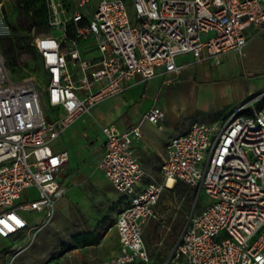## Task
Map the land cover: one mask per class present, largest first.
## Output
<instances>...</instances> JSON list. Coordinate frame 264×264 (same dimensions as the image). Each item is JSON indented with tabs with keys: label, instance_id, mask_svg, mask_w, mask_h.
<instances>
[{
	"label": "built area",
	"instance_id": "1",
	"mask_svg": "<svg viewBox=\"0 0 264 264\" xmlns=\"http://www.w3.org/2000/svg\"><path fill=\"white\" fill-rule=\"evenodd\" d=\"M45 0L55 32L36 40L43 83L14 82L0 51V237L29 228L21 212L52 218L66 192L61 174L69 160L57 141L99 103L130 83L175 74L188 58L220 65L264 32V0ZM132 4V9L130 8ZM89 12V13H86ZM72 32V36H70ZM92 42L89 57L83 44ZM264 92L216 126L192 124L169 139L161 181L148 176L132 149L138 126L102 127L98 164L128 205L119 213V252L100 264H152L144 240L165 191L180 183L204 193L208 205L193 210L164 264H264ZM157 106L145 115L161 127ZM36 196L27 198L25 192Z\"/></svg>",
	"mask_w": 264,
	"mask_h": 264
},
{
	"label": "rangeland",
	"instance_id": "2",
	"mask_svg": "<svg viewBox=\"0 0 264 264\" xmlns=\"http://www.w3.org/2000/svg\"><path fill=\"white\" fill-rule=\"evenodd\" d=\"M69 13L75 9L74 0H62ZM132 9V4H130ZM86 13H89L86 11ZM36 15L38 24L32 17ZM44 16L42 0H0V51L14 48L17 64L6 66L14 82L30 80L42 84L44 72L36 52V40L42 35H52L53 30L41 24ZM40 22V23H39ZM244 52L230 53L221 67L212 68L211 82L237 81L245 92L240 100L207 87L202 77L197 81L199 89H193L189 77L183 73L177 79L166 76L156 88L157 101L165 112L164 126L168 128L178 113L181 119L171 133L178 135L194 122L216 126L232 111H237L246 100L255 98L264 91V32L254 36ZM247 44V45H248ZM247 45L245 47H247ZM242 53V54H241ZM216 73L219 75L217 76ZM256 82L254 93L249 95L250 84ZM256 100V106L263 104ZM99 122L96 125L99 127ZM142 132L152 140H158L154 126L147 121L139 125ZM97 133L80 134L76 141H68L70 168L74 180L56 206L52 218L28 214L36 224L29 226V239L15 255L13 264H100L114 256L119 247L118 234L114 228L117 216L125 205L122 196L102 176L96 167L100 156ZM74 167V168H72ZM151 176L161 181L160 161L151 166ZM69 175L66 176L69 181ZM184 183L174 190L165 191L156 206V219L145 230V241L153 258L152 264H164L178 243L193 210L199 211L208 205V197H200ZM25 196H36L27 190ZM111 225V227H109ZM96 232L100 238L97 245L80 246L75 239L80 235Z\"/></svg>",
	"mask_w": 264,
	"mask_h": 264
},
{
	"label": "crops",
	"instance_id": "3",
	"mask_svg": "<svg viewBox=\"0 0 264 264\" xmlns=\"http://www.w3.org/2000/svg\"><path fill=\"white\" fill-rule=\"evenodd\" d=\"M66 8L69 11V8L68 7ZM45 9H46V4H45ZM53 34H55V32H53ZM249 45L250 44H248L247 47L243 49L242 53L244 52V50H246L249 47ZM92 46H93L92 42L85 43L83 44V50L86 51V55H88L89 57H96L98 55L97 52L95 51H92L90 53L87 52V49L88 48L92 49ZM233 52L237 53L238 51H232V52L224 54L222 57L221 64L218 66L213 65L211 62H208V61H200L193 57H189L187 66L184 67L182 70H180L178 73L155 77L147 81H143L140 78H136L130 83V86L125 92L97 104L92 109L90 114L81 117L78 121H76L73 125H71L66 130V132L60 137V139L57 141L59 150L66 151L69 156L67 165L65 166L61 174V183L66 187V191H67V186L70 183H72L74 180L73 178L74 174L71 172L72 170L70 168L71 155L66 146L67 136L69 137L68 141L71 142V141H76L77 138H79L80 134H85L86 132H90V134L94 136V134L97 133L96 137H97V141H98V144L100 146V151H101L98 161L96 163V167L98 169V164L100 160L102 159L104 155V150H105V147H104L105 137L102 133V127L106 125H110V124H115L120 130H125V129H129V128L136 127V126L139 127V125L142 124V122L146 121L144 117L146 113L152 107L157 106L163 110V108L161 107V105H159L157 101V95H155L156 88L159 86L160 79L165 78L166 76H169V75L173 77L174 79H177L179 76L185 73L186 76L190 78V80L194 79L192 82H190L193 89H199L200 87L197 84L198 82L197 80L200 77H202L206 82H208V83H205L207 87L212 86L219 93H222L224 95H231L232 92H234L237 100H240V98L244 99V97H242L243 96L242 92L244 93L245 89L242 87L240 82L229 81V80L227 81L222 80L219 83L214 80L211 82L212 77L218 79L216 76L212 74V68L221 67L223 64L224 58H226L230 53H233ZM40 61H41V58H40ZM216 75L218 76L219 74L216 73ZM256 86H257L256 82H252V84H250V91H248L249 95H252L254 93L253 89L256 88ZM232 112L230 114H232ZM177 115L178 117L176 118V120H173V122L168 128L164 126V122L161 127L155 126L150 123L151 125L154 126V129L157 135H159L158 140H152L149 135L141 131L142 133L141 138L136 140L133 143L132 149L134 151V154L139 160V163L141 164L142 168L146 172V177L144 178L143 183L148 182L149 180L148 176H151L150 170H151L152 165H156L160 161V165L162 167L163 159L165 158V155H166V145L169 139L175 136L184 135L189 132L192 125H190L184 131V133H179L178 135H173L171 133L174 129H176V126L179 124V122H177V119L178 120L181 119V114L178 113ZM228 116H226L225 118H227ZM98 122L100 123L99 127L96 125V123ZM100 173L107 180L103 172L100 171ZM67 175H69L70 177L69 181H67L66 179ZM160 175L162 176V174ZM107 182L112 186V184L108 180ZM113 189L116 190L114 187ZM119 194L122 196L125 202V205L120 210L121 212L128 205L129 201H128V198H126L123 194L121 193ZM155 212H156V208H155ZM21 213L29 222L30 227L31 225L36 224L33 221L32 217L28 215V214H35V213H31L27 211H23ZM35 215L40 217V221H42L44 217L42 214H35ZM156 218H157V215L153 219H156ZM117 219H118V216H117ZM117 219H116V222H117ZM151 220L149 221L148 225L151 223ZM116 222L114 224V228L117 232ZM29 236H30V233H29V228H28L22 233L14 235L10 238L4 239L0 237V264H13V262L15 261L14 260L15 255L18 254L25 245H27ZM144 240H145V231H144ZM118 252H119V247H118L117 253L114 256H116ZM109 258L111 257H108L107 259Z\"/></svg>",
	"mask_w": 264,
	"mask_h": 264
},
{
	"label": "trees",
	"instance_id": "4",
	"mask_svg": "<svg viewBox=\"0 0 264 264\" xmlns=\"http://www.w3.org/2000/svg\"><path fill=\"white\" fill-rule=\"evenodd\" d=\"M42 1H44V16L45 17H42L41 24L47 25L48 19H47V13H46V9H45V0H42ZM32 22L34 25L38 24V18L36 15H34L32 17ZM72 35H73L72 32H70V36H72ZM3 56H4L5 61H6L8 66H15L17 64V58L18 57H17V54H16L14 48L10 47L9 49H5L3 51ZM99 240H100V238L98 237V233H96V232H93L90 234H85V235H80L75 239L76 244L80 245V246L97 245L99 243Z\"/></svg>",
	"mask_w": 264,
	"mask_h": 264
},
{
	"label": "water",
	"instance_id": "5",
	"mask_svg": "<svg viewBox=\"0 0 264 264\" xmlns=\"http://www.w3.org/2000/svg\"><path fill=\"white\" fill-rule=\"evenodd\" d=\"M171 258V255L169 256V258L167 259V261Z\"/></svg>",
	"mask_w": 264,
	"mask_h": 264
}]
</instances>
